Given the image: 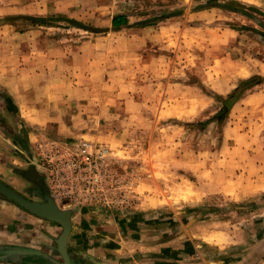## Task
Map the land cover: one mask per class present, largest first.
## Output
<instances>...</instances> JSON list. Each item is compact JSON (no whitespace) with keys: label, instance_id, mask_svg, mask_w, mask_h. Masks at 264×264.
Here are the masks:
<instances>
[{"label":"rangeland","instance_id":"374dc122","mask_svg":"<svg viewBox=\"0 0 264 264\" xmlns=\"http://www.w3.org/2000/svg\"><path fill=\"white\" fill-rule=\"evenodd\" d=\"M122 12L130 25L112 30ZM23 53L60 58L61 91L22 103L0 85L2 120L23 136L0 131V178L15 189L29 195L20 172L34 168L52 199L53 174L65 194H99L60 208L138 220L195 210L235 223L264 202V0H0V74ZM236 92L259 96L247 125L225 105ZM29 107L58 119L26 122ZM245 129L247 173L235 149ZM82 142L107 148L95 171L68 164Z\"/></svg>","mask_w":264,"mask_h":264},{"label":"crops","instance_id":"0c3cea01","mask_svg":"<svg viewBox=\"0 0 264 264\" xmlns=\"http://www.w3.org/2000/svg\"><path fill=\"white\" fill-rule=\"evenodd\" d=\"M23 54L19 60L21 68L15 74L10 75L9 67L4 72L9 74H0V85L5 91L22 103H27L31 96H44L49 89L59 93L61 89H53L57 86L53 84V75L61 72L55 67L60 58ZM98 68L102 70V65ZM256 98H259L256 92H245L230 106L246 115L242 116L246 125L247 103ZM25 110L27 118L21 111L19 115L29 123L41 124V119L55 121L59 116V112L49 110L45 117L41 108ZM239 115H235L238 121L242 118ZM239 135L235 149L239 150V161L247 173V165L255 160L247 151V129ZM218 162L213 161L215 165ZM213 173L212 170L211 176ZM256 206L250 209L254 212L235 223L199 215L195 210L181 212L178 218L165 213L161 216L156 211L138 220L112 218L85 208L72 209L66 242L69 264H264V216L257 212L264 208V202ZM209 223L211 236H207ZM216 225L223 229L216 230ZM61 229L58 222L28 214L1 199L0 264H58L62 258L55 239Z\"/></svg>","mask_w":264,"mask_h":264},{"label":"water","instance_id":"95a60500","mask_svg":"<svg viewBox=\"0 0 264 264\" xmlns=\"http://www.w3.org/2000/svg\"><path fill=\"white\" fill-rule=\"evenodd\" d=\"M0 196L35 216L58 222L62 227L61 232L55 239L56 248L62 258V261L58 264L70 263L66 242L71 229V215L73 212L71 208H60L48 194L44 196L43 201L31 200L6 184L1 178Z\"/></svg>","mask_w":264,"mask_h":264},{"label":"built area","instance_id":"2783aa9c","mask_svg":"<svg viewBox=\"0 0 264 264\" xmlns=\"http://www.w3.org/2000/svg\"><path fill=\"white\" fill-rule=\"evenodd\" d=\"M41 146V143L39 144ZM107 154V148L104 146H98V147H93L90 143L88 142H82L81 143V148H80V153L72 160H69V166L70 164L73 165L74 170L78 169L81 167L82 164H86L89 166H93V168L90 171H95L97 170L98 166L100 165V161H102L103 158H106ZM72 173H67L66 178L67 182H71L72 179H76L75 177H70ZM95 179L97 180L98 176L94 175ZM53 182L57 183L58 188H56L52 194L53 200L57 201L63 198V196H69L72 197V202L74 204H79L82 201H91L94 199H97L99 197V194L97 192H89L86 189H84L83 192H80L79 190H69V194H65L64 190L60 188V179L59 177L53 174ZM70 207V205L66 206Z\"/></svg>","mask_w":264,"mask_h":264},{"label":"flooded vegetation","instance_id":"af4514ba","mask_svg":"<svg viewBox=\"0 0 264 264\" xmlns=\"http://www.w3.org/2000/svg\"><path fill=\"white\" fill-rule=\"evenodd\" d=\"M3 114L0 113V131L3 133H6L10 138L15 139L17 142H22V137L19 132H16V130H12L11 128H8V126L5 124V121L2 120ZM21 176H23L26 180L29 181L30 183V188H28L26 190V192L29 193V195H25L24 193H22L21 191L15 189L12 185H10L9 183H7L6 181H4L2 179V181H4L6 184H8L9 186L13 187L16 191H18L19 193H21L23 196L34 200L35 201H43L44 196L48 193V190L46 188V185L44 183V179L41 176V174L39 172H37L34 168H27L26 170H22L20 172ZM1 197V196H0ZM2 200H5L7 202L12 203L11 201L1 197ZM14 204V203H12ZM15 205V204H14ZM17 206V205H15ZM18 207V206H17ZM20 208V207H18ZM21 210L27 212L26 210L20 208ZM28 214H31L29 212H27ZM33 215V214H32ZM46 220V219H45ZM61 232V231H60ZM59 235V234H58ZM56 245V243H55ZM67 249V248H66ZM68 252V251H67ZM62 261V259H60Z\"/></svg>","mask_w":264,"mask_h":264},{"label":"trees","instance_id":"16d2710c","mask_svg":"<svg viewBox=\"0 0 264 264\" xmlns=\"http://www.w3.org/2000/svg\"><path fill=\"white\" fill-rule=\"evenodd\" d=\"M128 25H130L128 21V15L124 12L114 15L111 18V29L112 30H118L122 27H127ZM241 94L242 93L236 92V93H233L232 95H229L228 99L225 101V105L227 107H230Z\"/></svg>","mask_w":264,"mask_h":264}]
</instances>
